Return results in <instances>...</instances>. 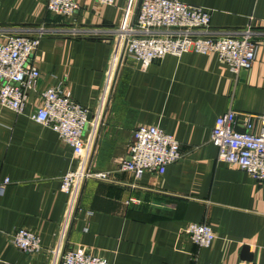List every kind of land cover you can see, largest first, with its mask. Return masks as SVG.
Segmentation results:
<instances>
[{
    "label": "crops",
    "instance_id": "0c3cea01",
    "mask_svg": "<svg viewBox=\"0 0 264 264\" xmlns=\"http://www.w3.org/2000/svg\"><path fill=\"white\" fill-rule=\"evenodd\" d=\"M128 1L79 0L80 10L65 18L48 11L47 0H0V29L65 31L42 38L32 58L41 78L25 113L0 106V183L11 181L0 196V264H55L62 250L77 248L109 264H264V182L219 162L210 141L229 111L264 115V0H180L209 11L217 34L251 27L259 47L249 70L236 75L215 54L194 52L146 70L130 57L118 61L90 163L93 173L110 172V181H85L63 230L68 196L61 184L77 166L74 150L32 115L40 93L58 85L95 113L113 61L110 30ZM141 126L160 127L181 143L182 159L163 175L120 171ZM193 223L212 227L210 248L185 236ZM19 229L38 233L43 250L16 248L10 238Z\"/></svg>",
    "mask_w": 264,
    "mask_h": 264
},
{
    "label": "built area",
    "instance_id": "2783aa9c",
    "mask_svg": "<svg viewBox=\"0 0 264 264\" xmlns=\"http://www.w3.org/2000/svg\"><path fill=\"white\" fill-rule=\"evenodd\" d=\"M112 6L115 0H97ZM129 0L124 17L115 31L112 65L93 113L71 99L62 85L40 93L41 103L32 118L50 127L64 143L74 150L77 166L67 173L61 191L68 196L63 230L72 222L83 184L88 178L108 182L110 172L90 170L102 112L106 107L114 81V73L123 56L134 59L146 70L167 56L181 57L194 52L215 54L230 72L238 74L251 69L257 59L256 33L247 27L240 32L220 35L211 30L212 16L201 7L180 0ZM79 0H47L53 15L69 18L80 10ZM136 10V11H135ZM65 31L42 25L37 29H0V106L18 115L25 113L30 93H37L41 78L39 68L32 61L42 38L61 35ZM69 34L78 35V31ZM100 35L101 31H92ZM211 143L218 149V161L237 167L259 182H264V115L229 111L217 118ZM182 159L181 143L157 126H141L134 132L129 147V160L122 162L120 171L132 173L137 179L148 173L163 175L167 168ZM11 181L0 183V196ZM184 234L201 249L210 248L216 240L211 226L193 223ZM11 243L29 254L43 250L41 237L30 229H19L11 235ZM55 264H109L103 256L83 248L66 251Z\"/></svg>",
    "mask_w": 264,
    "mask_h": 264
},
{
    "label": "water",
    "instance_id": "95a60500",
    "mask_svg": "<svg viewBox=\"0 0 264 264\" xmlns=\"http://www.w3.org/2000/svg\"><path fill=\"white\" fill-rule=\"evenodd\" d=\"M138 4H139V0H138V3H137V6H136V10H137V7H138ZM135 10V11H136ZM123 58V51H122V54H121V56H120V60ZM248 250H249V248L247 247V248H245V253H247L248 252ZM63 252H64V250H62V252H61V255H60V258L62 257V255H63Z\"/></svg>",
    "mask_w": 264,
    "mask_h": 264
}]
</instances>
